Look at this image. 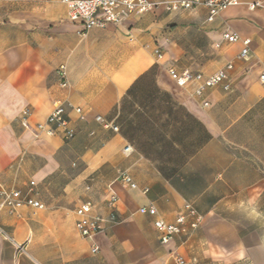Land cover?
Segmentation results:
<instances>
[{
    "label": "crops",
    "instance_id": "crops-1",
    "mask_svg": "<svg viewBox=\"0 0 264 264\" xmlns=\"http://www.w3.org/2000/svg\"><path fill=\"white\" fill-rule=\"evenodd\" d=\"M256 2L264 0H239L212 23L204 7H159L82 36L61 0L0 1V183L26 193L32 181L30 197L44 205L0 212L13 240L0 237V264H178L176 254L184 264H264V7L250 9ZM225 32L250 39L246 59ZM227 64L231 89L202 97L167 73L208 76ZM57 101L81 110L83 119L67 110L74 138L36 137ZM26 107L29 129L18 121ZM121 172L136 188L118 181ZM109 188L116 223L82 238L75 209L89 200L108 215ZM186 203L199 226L162 244L154 220L174 223ZM147 205L156 216L139 212Z\"/></svg>",
    "mask_w": 264,
    "mask_h": 264
},
{
    "label": "built area",
    "instance_id": "built-area-1",
    "mask_svg": "<svg viewBox=\"0 0 264 264\" xmlns=\"http://www.w3.org/2000/svg\"><path fill=\"white\" fill-rule=\"evenodd\" d=\"M1 2L10 3L14 0H0ZM239 0H61V3L67 9L68 20L80 26V35L85 36L92 29H106L109 25H117L132 15H143L150 13L155 9L162 7L166 12H179L192 10L197 7H204L207 10L206 22L212 23L220 12L228 6L236 5ZM250 9L263 8L264 2H256L250 4ZM222 40L227 43L241 42L242 49L239 53L241 59H246L250 51V39H240L235 33L225 32L222 35ZM153 54L156 62L162 61L164 57L161 46L155 45ZM232 70V65L227 64L221 70L204 76L201 73L184 69L177 71L169 68L167 73L171 80L178 87L185 88L193 85V94L196 97H202L204 92L212 87L221 86L223 90L229 91L231 84L229 82V72ZM61 87L67 88L70 86L67 69L65 65H60L56 71ZM259 81L264 85V65L259 75ZM203 105L208 106L207 102ZM73 109L83 119L81 110L73 107L70 102L57 101L54 107L47 115L44 122L35 125V136L41 135L50 137L57 132L60 133L63 140L68 141L74 138L75 129L72 127L68 117L67 110ZM31 111L29 108H24L18 115L20 125L29 129ZM96 121L101 122L103 127L111 128L117 131V127L109 122H105L101 117H96ZM118 181L127 188L134 189L136 184L126 172L119 173ZM34 187V182L29 183V188L26 193L16 189H7L0 183V212L7 211L9 214H15L18 209L23 206H29L35 209H43L44 205L30 197V193ZM89 189V187H87ZM146 192V191H144ZM118 202L116 193L109 188L106 198V206L110 210L108 215H103L95 211L94 204L87 200L80 203L74 211L76 221L75 227L82 238L93 239L96 235L102 233L107 225L116 223L114 209ZM142 214L156 216L157 211L152 205L143 206L139 209ZM201 222V217L195 208L186 203L183 210L176 216L174 223H166L163 219H155L153 225L160 233V241L162 244L171 242L178 235H190L189 229H196ZM0 237L13 242L12 238L0 226ZM98 247L94 245L91 248L92 253H96ZM178 264H184L181 256L175 255Z\"/></svg>",
    "mask_w": 264,
    "mask_h": 264
}]
</instances>
